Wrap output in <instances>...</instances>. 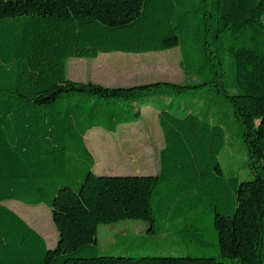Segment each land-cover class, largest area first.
<instances>
[{
    "label": "trees",
    "instance_id": "trees-1",
    "mask_svg": "<svg viewBox=\"0 0 264 264\" xmlns=\"http://www.w3.org/2000/svg\"><path fill=\"white\" fill-rule=\"evenodd\" d=\"M174 48L192 81L109 87L67 76L71 57ZM206 90L232 107L253 179L224 173L225 128L181 102ZM143 107L159 112V173H95L86 133L137 123ZM156 194L163 221L220 257L103 254L101 224L137 219L156 232ZM6 200L47 205L56 247ZM184 207H214L215 246ZM0 264H264V0H0Z\"/></svg>",
    "mask_w": 264,
    "mask_h": 264
},
{
    "label": "rangeland",
    "instance_id": "rangeland-1",
    "mask_svg": "<svg viewBox=\"0 0 264 264\" xmlns=\"http://www.w3.org/2000/svg\"><path fill=\"white\" fill-rule=\"evenodd\" d=\"M180 61L181 52L178 48L142 54L114 52L100 54L97 58L91 59L71 57L67 61V76L74 81H92L109 87H129L155 82L184 84L192 79L185 76ZM203 92L207 90L182 93L181 102L184 105L191 104L192 108L202 113L203 117L214 120L215 124H222L225 128L227 145L219 156L224 173L227 176L239 177L242 181L253 179L254 172L248 161L241 127L233 115L232 107L224 97L215 95L214 90L210 98L202 97ZM179 96L180 94H174L171 97ZM158 113V110L152 107H145L142 108L143 118L139 122L122 124L115 133L102 128H94L90 131L88 136L97 141L94 151L95 171L100 175H152L157 173L160 169V151L165 145ZM155 200L154 212L158 218L155 222L156 232H148L150 222L137 219H123L115 223L101 224L98 229V245L103 254L136 258L220 257L219 252L213 246L203 247L194 235H183L178 232L179 228L172 226L171 222L163 221L161 207L158 205V194ZM12 202L29 206L38 205L18 200H6L4 203L31 227L44 235L49 248L54 249L56 242H51V236H46L31 220L13 209ZM43 206L44 213L36 210L33 217L41 219L44 226L48 229L54 228L58 233L50 208L47 205ZM184 210L188 214L199 213L196 217L197 223L206 227L208 238L211 239L213 229L211 226L207 228L210 225L207 216L214 214V207L212 210L208 208L204 211L202 208L190 209L189 207H184ZM215 240L217 242V236Z\"/></svg>",
    "mask_w": 264,
    "mask_h": 264
},
{
    "label": "crops",
    "instance_id": "crops-1",
    "mask_svg": "<svg viewBox=\"0 0 264 264\" xmlns=\"http://www.w3.org/2000/svg\"><path fill=\"white\" fill-rule=\"evenodd\" d=\"M143 108H145V107H143ZM143 118V117H142ZM93 130V129H92ZM92 130H90V131H92ZM89 131V132H90ZM89 132H87L86 133V135H85V137H84V139H85V143H86V145H87V147H88V149L90 150V152L93 154V156H94V159H95V162H96V157H95V155H94V151H95V144H97V141H94L92 138H90L89 136H88V133ZM95 166V165H94ZM93 170H94V172L95 173H97L96 171H95V169L93 168ZM159 171H160V169H159ZM159 171L157 172V173H159ZM157 173H153V174H157ZM98 174V173H97ZM100 175V174H99ZM6 201H4L3 202V204L5 203ZM43 205H45V204H40V205H38V206H29V205H25V204H22V203H19V202H12V208L13 209H15L16 211H18L19 213H21V214H23L24 215V217H26L27 219H29V220H31V222H33L34 223V225H36L41 231H42V233H45L46 234V236L47 235H50L51 236V242L53 241V242H56L55 244L57 245V243H58V240H59V237H58V233L56 232V230H54V228H47L46 226H44L43 225V221L41 220V219H37V217H33V213L36 211V210H38V211H42L43 213H44V211H45V208H44V206ZM51 210V209H50ZM208 218H209V221H210V219H211V215H208L207 216ZM192 225L195 227V228H197V218H195V219H193L192 218ZM216 233H214V231H213V236H212V238H214V240H212V238L211 239H209L208 238V235H207V232H205V231H201V238L206 242V243H208L209 245L210 244H213L214 246L217 244V242H216V240H215V237H216V235H215ZM44 236V235H43ZM44 238L46 239V237L44 236ZM46 242H47V246L49 247V245H48V241H47V239H46Z\"/></svg>",
    "mask_w": 264,
    "mask_h": 264
}]
</instances>
